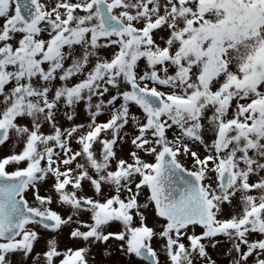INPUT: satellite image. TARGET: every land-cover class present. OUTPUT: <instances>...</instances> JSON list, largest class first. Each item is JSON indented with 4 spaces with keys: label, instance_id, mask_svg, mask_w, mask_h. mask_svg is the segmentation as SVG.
I'll list each match as a JSON object with an SVG mask.
<instances>
[{
    "label": "snow or ice",
    "instance_id": "snow-or-ice-1",
    "mask_svg": "<svg viewBox=\"0 0 264 264\" xmlns=\"http://www.w3.org/2000/svg\"><path fill=\"white\" fill-rule=\"evenodd\" d=\"M0 264H264V0H0Z\"/></svg>",
    "mask_w": 264,
    "mask_h": 264
}]
</instances>
